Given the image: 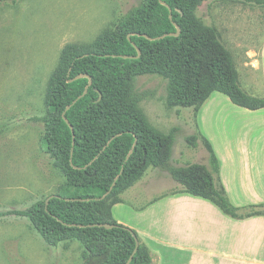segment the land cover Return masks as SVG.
I'll return each mask as SVG.
<instances>
[{
	"label": "rangeland",
	"instance_id": "rangeland-1",
	"mask_svg": "<svg viewBox=\"0 0 264 264\" xmlns=\"http://www.w3.org/2000/svg\"><path fill=\"white\" fill-rule=\"evenodd\" d=\"M137 2H0V213L25 210L64 185L40 143L48 80L65 45L90 44ZM195 14L216 29L241 87L264 98V76L257 67L264 45V7L204 0ZM261 61L264 70V50ZM135 88L144 95L140 108L154 129L162 134L177 129L170 166L207 165L203 139L207 140L219 161V180L230 203L241 214L258 210L264 215V112L243 110L218 92L197 113L193 108H168L167 79L159 75L138 76ZM192 135H198L196 147L186 142ZM177 193L180 187L166 171L149 168L120 195L123 205L112 212L117 222L120 217L150 238L146 243L137 234L138 243L148 249L149 264H189L187 256L190 264H264V225L226 226L224 215L207 200L183 193L159 202L153 217L131 211ZM180 237L187 250L176 246ZM158 238L174 245L155 242ZM201 245L222 253V260L201 253ZM81 256L77 242L48 247L26 217L0 216V264H82Z\"/></svg>",
	"mask_w": 264,
	"mask_h": 264
},
{
	"label": "trees",
	"instance_id": "trees-1",
	"mask_svg": "<svg viewBox=\"0 0 264 264\" xmlns=\"http://www.w3.org/2000/svg\"><path fill=\"white\" fill-rule=\"evenodd\" d=\"M203 1L138 0L90 44L61 49L45 90L40 143L65 183L25 210L0 216L26 217L48 247L77 242L82 264H125L139 240L134 230L114 219L112 208L149 168L166 171L181 193L209 201L226 216L260 215L258 210L241 214L230 203L219 180V161L207 140L203 139L207 165L170 166L177 129L162 134L140 108L144 95L135 82L142 75L167 79L168 108H193L197 113L214 92L239 108H264V98L241 87L232 56L216 29L197 18ZM239 1L264 7V0ZM176 27L179 32L173 36ZM157 37L162 38L153 40ZM82 75L87 77L69 82ZM89 79L87 93L72 104ZM68 106L66 123L62 114ZM197 139L192 135L186 142L196 147ZM149 263L148 249L139 243L129 264Z\"/></svg>",
	"mask_w": 264,
	"mask_h": 264
},
{
	"label": "crops",
	"instance_id": "crops-1",
	"mask_svg": "<svg viewBox=\"0 0 264 264\" xmlns=\"http://www.w3.org/2000/svg\"><path fill=\"white\" fill-rule=\"evenodd\" d=\"M263 50H264V45H263V47H262V49H261V51H260V57L262 58V53H263ZM261 58H260V61L258 62V65H257V67L261 70V73H262V75L264 76V70H263V66H262V61H261ZM243 109V108H242ZM243 110H246V111H250V110H247V109H243ZM255 111H261V112H264V108H262V109H259V110H255ZM254 111V112H255ZM252 112V111H251ZM262 118H264V117H262ZM222 185H223V182H222ZM224 188V187H223ZM225 190V189H224ZM226 192V191H225ZM183 193H177V194H174V195H172V196H165V197H163V198H161V199H159L158 201H154V202H152V203H150L149 205H148V207H146L145 209H143V210H140V211H134V210H131L132 212H134L135 214H140L141 216L142 215H147L148 217H153L154 215H152L151 214V212L153 211L152 209H153V207L154 206H156L159 202H161V201H163V200H166L167 198L168 199H170V198H174V199H176L177 197H180L181 195H182ZM121 205H123V204H121V203H119V204H116V205H114V207L112 208V212H113V210L115 209V208H117L118 206H121ZM127 208V207H126ZM130 210V209H129ZM219 210V209H218ZM220 211V210H219ZM246 212H248V210L247 211H245V212H243V214L244 213H246ZM222 213V212H221ZM223 214V213H222ZM114 215V214H113ZM224 215V214H223ZM115 217V216H114ZM222 218H224V220H226V226L228 225L229 227H235V228H239V229H245V227H247V226H256V225H260V224H262V225H264V215H262V216H259V215H257V216H252V217H248V218H242V219H234V218H231V217H229V216H226V215H224ZM117 220H118V223L119 224H121V225H124V226H126V227H128V228H130V229H133L137 234H138V236L140 237V238H142L144 241H146V240H150V238H148V237H146V236H144V235H142L139 231H137L133 226H130V225H128L127 224V222L125 221V220H122V218H116ZM230 219H232L233 220V222L231 223V222H229L230 221ZM225 223V222H224ZM158 240V241H157ZM180 240H183V238L182 237H180V239H178L177 240V244H176V246L179 248V249H182V250H187L185 247L186 246H184L185 244H181V243H179V242H181ZM155 242H161L162 244H164V243H167V244H169L170 246H172V245H174V243L173 242H170V241H168V242H166V241H164L163 242V240H160L159 238L158 239H156V241ZM146 243H147V241H146ZM170 243H172V244H170ZM198 250L201 252V253H203V254H205L206 256H209V257H212V259L214 260V257H217L219 260H220V258H221V260H222V253L221 254H215V253H213V251L210 249V248H206L205 246L203 247L202 245H201V247H199L198 248ZM181 253V252H180ZM186 258H188L187 260H188V262H189V264H190V259H191V257H186ZM185 258V259H186ZM220 260V261H221ZM220 264H221V262H220Z\"/></svg>",
	"mask_w": 264,
	"mask_h": 264
},
{
	"label": "water",
	"instance_id": "water-1",
	"mask_svg": "<svg viewBox=\"0 0 264 264\" xmlns=\"http://www.w3.org/2000/svg\"><path fill=\"white\" fill-rule=\"evenodd\" d=\"M162 4L165 5L164 3H162ZM176 28H177V32H176V34H173V36H177V35H178L179 29H178V27H176ZM143 37H145V39L152 40V38H150V37H148V36L143 35ZM161 38H162V37H157V38H154L153 40L161 39ZM137 51H138V50H137ZM138 54H139V51H138ZM139 55H140V54H139ZM139 55H138V56H139ZM86 77H87V76H85V75L77 76V77H75L74 79L69 80V82H71V81H73V80L80 79V78H86ZM90 84H91V81H90V79H89L88 85H87V87L85 88V90L83 91L82 95L79 96V97H78V98H77L72 104H74L76 101H78L79 99H81V98L87 93V88L90 86ZM99 98H100V97H99ZM69 108H70V106L66 107L65 111H64L63 114H62L63 120H64L66 123H67V120H66V118H65V113H66V111H67ZM69 128H70L71 132L73 133V129H72V126H71V125H69ZM135 143H136V141H135ZM135 143H134L133 146H135ZM46 202H47V201H46ZM95 226H97V227H103V228H106V229L111 228V226L108 225V224H97V225H95ZM138 245H139V243H138V241H136V248H135V250H134L132 256H130V258L128 259V261H127L125 264H129V263H130V261L132 260V257L134 256V253L136 252V249H137Z\"/></svg>",
	"mask_w": 264,
	"mask_h": 264
}]
</instances>
